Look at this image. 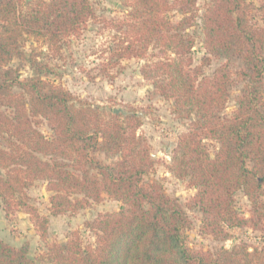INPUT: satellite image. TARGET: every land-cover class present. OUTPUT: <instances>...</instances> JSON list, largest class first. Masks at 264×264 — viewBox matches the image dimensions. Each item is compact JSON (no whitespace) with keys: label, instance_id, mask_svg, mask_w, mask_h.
<instances>
[{"label":"trees","instance_id":"obj_1","mask_svg":"<svg viewBox=\"0 0 264 264\" xmlns=\"http://www.w3.org/2000/svg\"><path fill=\"white\" fill-rule=\"evenodd\" d=\"M124 6L126 13L109 23L119 34L111 55L141 59L149 47L158 50L155 68L163 79L155 93L194 114L167 167L196 189L187 206L200 211L201 232L227 239L229 229H257L264 190V0L256 7L246 0H207L200 16L205 52L240 58L236 78L242 86L230 115L220 114L231 82L227 64L208 76L188 57L193 40L185 28L197 17L196 0H125ZM173 10L182 15L178 23L166 16ZM254 10L260 23L252 21ZM90 19L89 0H0L1 207L6 218L18 211L28 215L47 246L35 258L26 243L12 246L0 238V264H264V248L242 242L216 252L191 249L184 207L146 178L155 161L137 132L138 111L114 113L75 96L50 79L57 72L41 51L23 50L31 38L59 52ZM13 58L26 62L31 74L20 78ZM41 119L50 136L38 129ZM205 139L218 144L212 157ZM98 152L113 160L100 162ZM37 181L50 192L51 216L75 215L104 195L120 207L85 223L91 242L83 243L81 231L73 229L63 243H49L48 217L27 195ZM238 191L251 204L248 217L236 209Z\"/></svg>","mask_w":264,"mask_h":264},{"label":"rangeland","instance_id":"obj_2","mask_svg":"<svg viewBox=\"0 0 264 264\" xmlns=\"http://www.w3.org/2000/svg\"><path fill=\"white\" fill-rule=\"evenodd\" d=\"M206 1L196 0L197 17L193 25L185 28L193 40L188 57L191 58L192 66H201L202 73L208 76L212 75L218 67L227 64L231 82L226 103L220 110V114L230 115L236 108V96L242 86V82L236 78L240 58L230 59L207 54L203 49L200 16ZM259 1L246 0L253 7L258 6ZM89 2L94 19L86 23L80 35L65 41L59 52L50 51L41 41L31 38L23 44V50L27 53L31 50L41 51V59L53 66L57 72V76L50 79L75 96L87 99L94 104L120 109L125 113L128 107L138 111L142 117V123L137 132L146 138L151 157L155 161L146 178L159 182L164 192L184 207L191 223L189 229L184 231V238L191 249L216 252L221 247L229 248L239 242L264 248V190L259 199L263 215L257 229L232 228L228 230L227 239L201 232L200 211L196 207L187 206L188 200L195 194L196 189L190 186L186 179L176 178L167 167L170 163L171 149L175 145L178 134L186 131L194 114L177 108L173 99L163 100L155 93L158 82L163 79L155 68L156 62L160 60L158 50L149 47L146 55L141 59H120L111 55L119 34L109 23L126 13L125 0H89ZM252 15V21L260 23L255 10ZM166 16L173 23H178L182 19V15L177 10L167 13ZM113 62L116 64L113 67L109 66ZM11 64L19 68L20 78L31 74V69L26 62L13 58ZM38 129L46 136L51 134V130L43 119ZM203 144L212 157L218 144L209 139L203 140ZM94 156L102 163L113 160L106 159L100 152L95 153ZM0 174H3L1 168ZM27 195L29 202L37 208L39 214L48 217L47 242L49 243H63L73 229L81 231L83 243L91 242L92 233L85 228V223L100 212L115 211L120 207V202L104 195L101 201L92 202L89 207L75 215L51 216L47 210L50 192L46 190L44 181L35 182L27 189ZM234 202L239 213L245 217L250 215L251 204L242 192L238 191L234 194ZM0 238L12 246H21L26 243L29 255L35 258H38L40 254L43 255L47 249L45 242L36 234L28 215L18 211L15 215L6 218L1 201ZM40 264L50 263L44 261Z\"/></svg>","mask_w":264,"mask_h":264},{"label":"water","instance_id":"obj_3","mask_svg":"<svg viewBox=\"0 0 264 264\" xmlns=\"http://www.w3.org/2000/svg\"><path fill=\"white\" fill-rule=\"evenodd\" d=\"M26 2H28V0H26ZM113 112L114 113H123V114H125V112L120 110V109H113Z\"/></svg>","mask_w":264,"mask_h":264}]
</instances>
